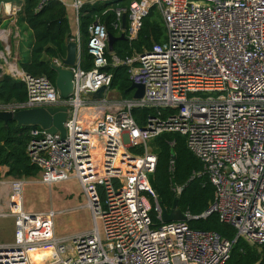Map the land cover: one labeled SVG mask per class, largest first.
Returning a JSON list of instances; mask_svg holds the SVG:
<instances>
[{
	"label": "built area",
	"instance_id": "built-area-1",
	"mask_svg": "<svg viewBox=\"0 0 264 264\" xmlns=\"http://www.w3.org/2000/svg\"><path fill=\"white\" fill-rule=\"evenodd\" d=\"M59 1L72 8L78 27L79 10L89 0ZM152 6L160 11L166 40L123 60L113 53L108 59V32L97 19L88 27L93 66L81 69L77 30L68 98H61L45 75L11 72L25 84L26 98L0 102V111L67 108L65 136L33 126L27 153L40 182L51 186L78 180L86 199L79 207L89 208L92 227L56 235L53 217L61 210L25 211V180H0L5 202L0 217L14 220L13 240L0 242V264H225L237 239L264 244V0H133L128 27L121 28L125 8L116 9L115 26L127 39L135 38ZM52 64L62 60L55 58ZM118 64L128 67L131 83L143 85L142 97L107 96L111 74L105 68ZM104 85L102 99L86 95ZM147 106L157 113L140 125L132 109ZM161 108L169 110L164 117ZM163 132L183 135L202 162L214 187L202 216L215 213L235 230L233 239L191 229L186 221H162L150 183L157 157L149 143ZM37 248H49L52 254L33 259Z\"/></svg>",
	"mask_w": 264,
	"mask_h": 264
},
{
	"label": "trees",
	"instance_id": "trees-1",
	"mask_svg": "<svg viewBox=\"0 0 264 264\" xmlns=\"http://www.w3.org/2000/svg\"><path fill=\"white\" fill-rule=\"evenodd\" d=\"M15 0H0L12 2ZM133 0H89L85 2L78 16V30L81 38L80 67L89 70L93 66L92 55L88 52V27L97 19L105 24L107 32L119 37L122 25L116 27V9H126L125 28L128 27V8ZM19 9L17 21L23 23L30 31L28 55L20 63V68L30 75H45L55 83L56 72L52 69L53 59L62 60L66 55L67 43L74 38L68 19L67 7L59 0H16ZM125 35V34H124ZM166 40V30L160 11L156 6L150 7L142 18L141 26L135 38L118 39L113 51L106 50L120 60L141 54L151 49L155 43ZM1 62V59H0ZM105 71L111 74L110 89L122 98L132 96L129 90L128 67L125 64L109 65ZM26 98L25 84L9 74L0 76V102H21ZM164 117L168 109H158ZM153 107L133 108L135 120L143 125L148 117L156 115ZM31 126L19 124L15 120L0 119V177L1 167H6L5 177L23 179L35 177L39 170L30 161L27 146L31 138ZM151 150L157 157L150 183L156 193L157 202L162 209L171 210L173 202L178 199L182 212L196 218L186 221L191 229L216 231L226 239H233L235 230L228 224L219 221L215 213L202 215L209 209L214 198V187L208 176L203 173V165L187 147L183 135L177 132H163L150 140ZM174 155V158H172ZM173 163L172 169L170 168ZM180 187V193L175 188ZM153 226L160 224L152 211ZM225 264H264V244H250L243 238L235 241L231 254Z\"/></svg>",
	"mask_w": 264,
	"mask_h": 264
},
{
	"label": "rangeland",
	"instance_id": "rangeland-1",
	"mask_svg": "<svg viewBox=\"0 0 264 264\" xmlns=\"http://www.w3.org/2000/svg\"><path fill=\"white\" fill-rule=\"evenodd\" d=\"M64 1L69 4L72 0ZM67 9L69 10L73 31H76V24L73 14L74 12L70 7H67ZM17 23L19 22L17 21ZM21 36V54L22 56L25 55V57H22L21 60L25 61L27 58L26 55H28V52L26 54L25 47L27 45L29 46L30 38L28 39V36L23 34ZM23 36L25 39H23ZM6 45L9 46L7 50L9 51L8 54H10V51H12V42H1L0 44V65H3L4 67H7V62H10V59L6 57ZM3 58H6L7 61H4L5 59ZM111 95L115 97L118 96L115 92L110 90L107 96L111 97ZM151 177L152 175H150V178ZM40 178V172H38L35 177L23 178L25 180V184L23 185V210L31 212L46 211L49 209H53L55 211L61 210L53 217V231L58 236H71L74 233L91 229L92 217L89 208L79 207V205H82L86 202V199L81 191L78 180L75 178H70L49 186L43 182H40ZM3 179L5 180V178H2L1 176L0 180ZM0 208H5V202L2 198L0 199ZM98 226L100 234L103 237V229L100 222L98 223ZM13 233V218L10 216L0 217V242L12 241ZM51 254L52 250L49 248H37L31 252L33 259L50 257Z\"/></svg>",
	"mask_w": 264,
	"mask_h": 264
},
{
	"label": "water",
	"instance_id": "water-1",
	"mask_svg": "<svg viewBox=\"0 0 264 264\" xmlns=\"http://www.w3.org/2000/svg\"><path fill=\"white\" fill-rule=\"evenodd\" d=\"M126 14L121 15L122 29H125ZM125 38L124 32L119 36L107 35V47L110 52L113 51V45L118 39ZM77 44L71 39L66 46V55L62 59V64H51L52 69L56 72L55 85L59 91L61 98H68L73 90V71L71 67L76 64ZM2 68L0 67V76ZM108 87L106 85L100 87L94 92H87L86 95L92 100H99L104 97V93ZM132 91L133 98H140L144 93V87L140 84L131 83L129 88ZM67 118V108L64 106H49L46 108L36 107L18 110L16 112L0 111V119L4 121L15 120L19 124L27 126H40L49 133L60 132L61 137L66 134L64 123ZM174 158V155H172ZM161 218L163 222L169 221H187L189 217L178 207V199H175L171 210L162 209Z\"/></svg>",
	"mask_w": 264,
	"mask_h": 264
},
{
	"label": "crops",
	"instance_id": "crops-1",
	"mask_svg": "<svg viewBox=\"0 0 264 264\" xmlns=\"http://www.w3.org/2000/svg\"><path fill=\"white\" fill-rule=\"evenodd\" d=\"M16 5V6H14ZM66 6V5H65ZM19 7V2L12 1V2H0V44L1 42H12V51L7 50L9 47L8 45L5 46L6 51V57L10 59V62H7V67H4L3 65H0L2 68V74H9L11 77L14 78L12 75V71H23L20 68V63L22 56L21 54V40H22V34L25 36H28V39L30 38V31L26 29L25 25L23 23H17V15L15 12H13V8H18ZM68 7V6H66ZM67 14H68V19L71 27V32L75 36L78 30L76 21H75V26H76V31H73L72 23H71V18L69 15V10L67 9ZM74 14V13H73ZM74 20H75V15H74ZM23 39L25 37L23 36ZM28 46V45H27ZM25 47L26 54L28 52V47ZM27 56V55H26ZM0 58H1V51H0ZM4 61H7L6 58ZM24 59V58H23ZM16 79V78H15ZM20 80V79H18ZM7 170L6 167H1V176L2 178L8 179L10 177H5L4 172Z\"/></svg>",
	"mask_w": 264,
	"mask_h": 264
}]
</instances>
